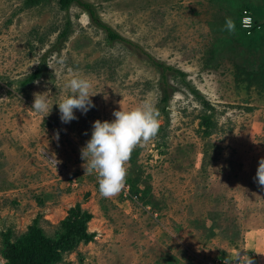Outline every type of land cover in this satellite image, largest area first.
I'll return each instance as SVG.
<instances>
[{"label": "rangeland", "instance_id": "rangeland-1", "mask_svg": "<svg viewBox=\"0 0 264 264\" xmlns=\"http://www.w3.org/2000/svg\"><path fill=\"white\" fill-rule=\"evenodd\" d=\"M83 1L132 44L110 43L76 4L0 0V264L6 236L15 243L39 221L55 237L78 203L95 238L56 264H230L241 254L264 264V0ZM245 11L262 25L249 37ZM150 57L185 75L168 74L167 103ZM71 73L92 80L95 106L65 124L54 104ZM44 92L42 115L32 105ZM145 99L159 131L132 151L125 187L104 197L81 149L96 120Z\"/></svg>", "mask_w": 264, "mask_h": 264}, {"label": "clouds", "instance_id": "clouds-1", "mask_svg": "<svg viewBox=\"0 0 264 264\" xmlns=\"http://www.w3.org/2000/svg\"><path fill=\"white\" fill-rule=\"evenodd\" d=\"M225 27L231 31L233 21L229 18ZM63 63L61 59L59 61ZM65 88L70 94L54 105H58L60 119L67 124L78 119L75 114L80 110L86 114L95 105L91 94L93 82L87 76L71 73ZM32 110L48 113L51 103L50 92L35 93ZM53 105H51V110ZM112 121L96 120L93 124L91 139L81 149V157L85 161L86 174L95 173L98 177L99 192L104 197L118 194L124 187L127 176L126 162L137 145H143L155 137L159 131V110L150 99L143 100L138 106L130 109L114 111ZM58 138V137H57ZM259 185L264 186V158L259 160L256 173ZM231 264V262H230ZM235 264H254L253 258L241 254Z\"/></svg>", "mask_w": 264, "mask_h": 264}, {"label": "trees", "instance_id": "trees-1", "mask_svg": "<svg viewBox=\"0 0 264 264\" xmlns=\"http://www.w3.org/2000/svg\"><path fill=\"white\" fill-rule=\"evenodd\" d=\"M39 1L40 0H38V2ZM31 2L33 3V1ZM59 4L61 8L66 11H68L74 4L88 11L95 25L106 32L107 40L110 43L122 42L132 44L117 33L112 27L104 24L97 17L96 11L91 4L85 3L83 0H59ZM242 17L243 15L241 14V17L238 20V25L240 30L248 37L254 35L262 28L261 25L260 29H257L258 25H256L255 30H252L250 34H248V31L244 30L242 27ZM254 18L256 23V17ZM67 35L68 30L63 31L60 34L59 41L66 38ZM58 47L59 46H56L55 49ZM149 60H151V63L162 72V90L164 92L162 102L167 103L170 99V93L173 90L168 84V74L172 72L182 77H185V75L152 57H150ZM41 71L42 68L32 73L25 82L28 84L37 81L42 77ZM204 124L207 128H210L211 126L208 118L205 119ZM92 218V214L87 210H83L81 204L78 203L75 207L70 209L66 219L61 222L60 228L55 237L46 236L43 229L39 226V221H35L34 225L30 228L29 233L21 237L15 243H11L9 236H6V250L4 251V256L8 261L7 264H56L63 262L64 254L73 252L76 249L77 244L81 242L88 244L94 240L95 235L88 232V223Z\"/></svg>", "mask_w": 264, "mask_h": 264}, {"label": "built area", "instance_id": "built-area-1", "mask_svg": "<svg viewBox=\"0 0 264 264\" xmlns=\"http://www.w3.org/2000/svg\"><path fill=\"white\" fill-rule=\"evenodd\" d=\"M241 24H242L243 29L248 31L247 32L248 34H250V32L252 30H255V28H256V23H255L254 17L248 11H245L243 13V17H242V20H241ZM51 162L55 166L56 165L58 166V164H56L57 161L55 159H51ZM247 257H250V256H247ZM251 258H253L254 264H260L259 261L255 260L254 256H251ZM235 261H232L231 264H235Z\"/></svg>", "mask_w": 264, "mask_h": 264}, {"label": "crops", "instance_id": "crops-1", "mask_svg": "<svg viewBox=\"0 0 264 264\" xmlns=\"http://www.w3.org/2000/svg\"><path fill=\"white\" fill-rule=\"evenodd\" d=\"M256 260V259H255Z\"/></svg>", "mask_w": 264, "mask_h": 264}]
</instances>
